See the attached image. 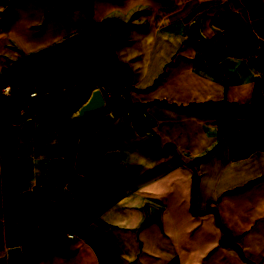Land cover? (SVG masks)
Returning <instances> with one entry per match:
<instances>
[{
    "label": "crops",
    "instance_id": "1",
    "mask_svg": "<svg viewBox=\"0 0 264 264\" xmlns=\"http://www.w3.org/2000/svg\"><path fill=\"white\" fill-rule=\"evenodd\" d=\"M76 1L0 0V264H264V0Z\"/></svg>",
    "mask_w": 264,
    "mask_h": 264
},
{
    "label": "water",
    "instance_id": "2",
    "mask_svg": "<svg viewBox=\"0 0 264 264\" xmlns=\"http://www.w3.org/2000/svg\"><path fill=\"white\" fill-rule=\"evenodd\" d=\"M200 20L201 17L197 16L191 23H190V32L195 38L202 37L200 32ZM257 65L264 69V51L260 53L257 57ZM105 100L103 94L100 89H95L90 98L83 104L77 111V115H83L86 112L94 111L102 106H104ZM30 121L25 122V126H29ZM63 157L62 156H53L50 157L46 167L44 168V174L46 176L44 184H53L52 182V173L59 168L63 164Z\"/></svg>",
    "mask_w": 264,
    "mask_h": 264
},
{
    "label": "trees",
    "instance_id": "3",
    "mask_svg": "<svg viewBox=\"0 0 264 264\" xmlns=\"http://www.w3.org/2000/svg\"><path fill=\"white\" fill-rule=\"evenodd\" d=\"M53 6L68 7V8H75V7L83 8L87 13L88 18L91 16V9L83 6L81 3H79L76 0H50V8H48L46 15H48L52 12H55V10L53 9ZM90 21H91V19H90ZM111 46H112V42H110V44H109L108 51L111 49ZM197 186H198V175L194 171V175H193V198H192L193 202H194L195 193L197 191ZM193 208H194V206H193Z\"/></svg>",
    "mask_w": 264,
    "mask_h": 264
},
{
    "label": "built area",
    "instance_id": "4",
    "mask_svg": "<svg viewBox=\"0 0 264 264\" xmlns=\"http://www.w3.org/2000/svg\"><path fill=\"white\" fill-rule=\"evenodd\" d=\"M2 90H3L4 92L9 91V86H8V85H4V86L2 87Z\"/></svg>",
    "mask_w": 264,
    "mask_h": 264
}]
</instances>
